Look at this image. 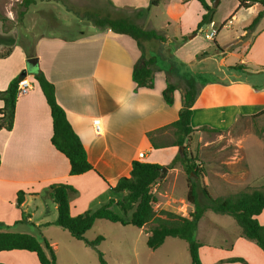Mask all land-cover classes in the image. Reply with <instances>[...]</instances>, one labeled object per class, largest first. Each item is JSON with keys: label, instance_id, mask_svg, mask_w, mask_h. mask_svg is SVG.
I'll list each match as a JSON object with an SVG mask.
<instances>
[{"label": "crops", "instance_id": "crops-1", "mask_svg": "<svg viewBox=\"0 0 264 264\" xmlns=\"http://www.w3.org/2000/svg\"><path fill=\"white\" fill-rule=\"evenodd\" d=\"M150 1L117 9L136 12L138 23H135L139 27L156 31L151 25L152 18L144 13ZM206 1L214 5L211 0ZM174 2L182 5L176 14L180 26L175 34H170L166 26L161 33L156 31L165 35L163 42L145 41L140 48L130 36L106 29L74 40L41 38L32 55L22 45H16L8 57L0 58L6 59L0 61V91L6 90L26 70L28 58H38L40 70L54 84L57 102L94 168L83 175H70L69 160L52 144L50 107L38 82L28 73L32 89L18 96L13 129L0 130V232L29 234L42 244L45 239L57 257L64 240L74 244L68 232L55 225L57 205L49 186L65 183L76 190L69 197L70 212L75 217L96 211L111 199L118 200L111 188L130 176L134 162L168 167L166 176L153 186L159 191L157 200L166 202V206L183 202L191 218L196 206L187 200V176L178 159L182 150L172 145L154 149L148 137L150 132L178 120L183 91L191 79L198 88L191 117V126L197 130L194 134L208 132L200 131L204 127L218 131L209 133L232 134L235 151L231 160L205 161L202 185L212 198H226L250 188L264 187V16L255 28L247 29L264 6L256 3L247 8L250 17L242 21L238 0H219L212 23L218 34L210 40L214 43L212 46L199 35L191 36L206 13L201 3L197 0ZM228 3H231L229 11L216 19L217 10ZM159 5L154 0L150 7L154 10ZM230 20L231 25H226ZM198 32H207V29L201 28ZM144 55L157 58L153 88H137L133 81L134 67ZM12 57L18 61L9 63ZM213 62L216 66L212 68ZM204 73L212 77H200ZM168 83L177 86L172 105L163 96ZM94 120H101V133H96ZM244 120L251 121L253 126L246 132ZM173 138L171 131L157 135V141L166 144H171ZM140 154L144 157L140 158ZM252 154H257L258 160L253 161ZM20 192L24 198L19 205ZM198 201L203 202L201 195ZM210 212L203 215L194 233L201 244L202 264H264L263 251L241 236L235 220V224L225 227L222 220H211ZM256 218L264 225V211ZM103 221L106 220L96 221L86 234L95 236L100 229L108 227ZM236 258L244 259L245 263L230 261ZM0 263L40 264L35 253L24 250L0 252Z\"/></svg>", "mask_w": 264, "mask_h": 264}, {"label": "trees", "instance_id": "trees-1", "mask_svg": "<svg viewBox=\"0 0 264 264\" xmlns=\"http://www.w3.org/2000/svg\"><path fill=\"white\" fill-rule=\"evenodd\" d=\"M197 1L201 3L206 13L203 15L197 30L191 34L192 37L197 34L199 29L213 23L215 12L212 5L208 4L206 0ZM214 1L211 0L212 3ZM238 1L240 7L246 9L256 3L264 6V0ZM35 2L36 0H22L20 5L28 9ZM263 16L264 10L258 13L247 29L252 30L255 28ZM93 23L95 26L104 30L109 29L115 34L130 36L137 42L140 48H143L142 42L145 41L159 40L163 42L166 40L165 37L156 31L144 30L128 19L97 17L93 19ZM186 39L184 38V40ZM11 52L12 50L0 58L8 57ZM28 57L32 56L28 55ZM156 66L157 58H146L145 55L135 65L132 77L137 88L154 87ZM27 71L38 82L50 107L54 130L52 144L69 160L70 175L79 176L93 171L94 168L88 161L86 150L80 138L69 123L65 111L57 102L54 84L46 78L38 65L27 68ZM21 80L22 77L20 74L10 82L6 90L0 91V101L3 102V107L0 109V130L5 129L11 131L13 129L16 103L19 96L18 84ZM176 90V85L168 83L163 92L164 99L168 105L173 104V96ZM197 95L198 88L195 81L191 79L183 91L182 108L179 112L178 120L165 128L148 134L154 149L164 148L169 145L184 147L178 159L181 160V164L189 177L187 200L196 206V212L191 215V218L184 217L172 211L160 210L158 212L154 210L153 202L157 201V197L152 194V188L161 181L160 177L163 168V166L158 164L134 162L130 176L120 179L111 188L112 192L118 197V200L111 199L98 210L87 211L75 217L70 212L69 197L71 194L76 193V190L65 183H54L49 186L51 197L57 205L58 216L55 225L66 230L72 238L82 241L88 247L95 249L101 264H107L102 253L97 249L104 238L99 236L96 240L89 241L85 236L98 220L119 223L123 226L132 225L140 229H148L147 246L153 251L162 247L169 237L185 240L189 245L192 264H202L199 256L201 244L194 239V233L200 219L208 211L231 216L241 229V236L254 242L264 253V225L260 224L256 218L264 211V187L250 188L247 191L226 198H212L202 183L197 181L203 179L206 172L205 170L200 171L194 165V158L188 152L189 148L187 144L192 135L197 131L191 126L192 108ZM166 131L173 133L174 138L171 144L157 141V135ZM200 131L218 132L206 127L200 129ZM200 195L202 196L203 202L198 201ZM23 198L24 193L20 192L18 194L19 205L22 204ZM113 206L118 207L120 213L115 211ZM129 214L131 215L128 218L127 216ZM13 250H24L35 253L40 264H58L55 250L47 240L43 239L42 244L36 237L29 234L0 232V252ZM230 261L245 263V260L241 258L231 259Z\"/></svg>", "mask_w": 264, "mask_h": 264}, {"label": "rangeland", "instance_id": "rangeland-1", "mask_svg": "<svg viewBox=\"0 0 264 264\" xmlns=\"http://www.w3.org/2000/svg\"><path fill=\"white\" fill-rule=\"evenodd\" d=\"M143 1L36 0L35 4L25 9L20 5L22 0H0V57L7 55L16 45H22L32 55L37 41L41 38L70 40L89 35L95 31L101 32L104 29L95 26L93 23V19L97 17L123 18L138 23L136 12H127L126 10H118L117 8L123 7L126 4L129 6L131 4L130 7L132 8L138 5V2L143 3ZM155 1L160 3L157 8L153 10L150 7L153 6L152 3L154 2V0H151L149 8L144 10L145 15L152 18L151 25L153 28L161 33V30L166 26L170 34L178 32L180 24L176 14L182 5L175 3L174 0ZM212 7L214 8L213 4ZM230 8L231 3H228L226 6L223 5V7L217 10V15L215 14L216 19L224 17ZM214 11L216 13V10ZM247 12L246 8H242L240 11L242 21L249 19L250 15ZM204 29H207V32H197L196 35H199L206 44L210 43L213 46V41L206 38V34L211 32V28H208L207 25ZM162 36L164 37L165 35ZM0 61H6V59H0ZM16 61H18L16 57H12L8 62L13 63ZM212 64L210 67L216 66L215 62ZM26 66L28 68L27 60ZM195 72L196 70L193 71V73ZM200 77L211 78L212 75L204 73ZM242 124L244 132H246L247 128H253L251 121L244 120ZM231 136L232 134L209 132L193 134L187 144L189 148L188 152L194 158V165L201 171L205 170L203 165L205 161L214 162L218 159H220L219 161L221 159L231 160L232 155L235 154L231 143ZM252 156L253 161L256 158L258 160L257 154H252ZM182 170L185 172L184 167ZM185 175L187 176L188 183L189 177L187 173ZM197 181L202 183V179ZM158 201L163 210H174L172 212H176L177 214L181 210L188 215V207L183 202L172 203L170 206H166V202L159 199ZM114 209L120 213L119 209L116 207ZM130 215L127 217L129 218ZM209 216L211 220L217 218L222 220L223 222L221 223L225 227H229L232 223L235 224L234 219L229 215H217L214 212H210ZM102 224L108 227L100 229L95 236H92L91 233L86 234V238L89 241H94L99 236L104 237V240L97 249L102 253L107 264H192L189 245L185 240L169 237L162 247L153 251L147 246L148 229L141 230L132 225L123 226L109 221H103ZM67 234L74 245H69L65 240L60 244L59 254L57 255L59 264H101L95 249L86 246L84 242L75 241L69 233ZM194 239H196L195 234ZM83 248H85V251ZM68 256H70L71 261Z\"/></svg>", "mask_w": 264, "mask_h": 264}, {"label": "built area", "instance_id": "built-area-1", "mask_svg": "<svg viewBox=\"0 0 264 264\" xmlns=\"http://www.w3.org/2000/svg\"><path fill=\"white\" fill-rule=\"evenodd\" d=\"M231 23H232V21L230 20L228 22V25H231ZM210 28H211V32L206 34V38L209 39V40H214V38L218 34V29L216 28V26L214 24H211ZM31 89H32V83L29 81L28 76H26L18 84V95L26 94ZM93 125H94L96 133H101L103 131V126H102L101 120H94ZM139 157L143 158L144 154H140ZM152 194L155 195V196L157 194V190L154 187L152 188ZM160 205L161 204L159 203L158 200L153 202L154 210L155 211L163 210V208ZM178 213L181 214L184 217H187V215L184 213V211L180 210Z\"/></svg>", "mask_w": 264, "mask_h": 264}, {"label": "water", "instance_id": "water-1", "mask_svg": "<svg viewBox=\"0 0 264 264\" xmlns=\"http://www.w3.org/2000/svg\"><path fill=\"white\" fill-rule=\"evenodd\" d=\"M218 1L219 0H215L214 1V5H213L214 8L217 7ZM27 65H28V68L36 67L38 65V58L37 57L36 58H28L27 59ZM26 76H28L27 69L21 73L22 79L25 78ZM180 150L183 151L184 150V147H180ZM166 173H167V168L166 167H163L162 168V175H161L160 179H163L166 176Z\"/></svg>", "mask_w": 264, "mask_h": 264}]
</instances>
